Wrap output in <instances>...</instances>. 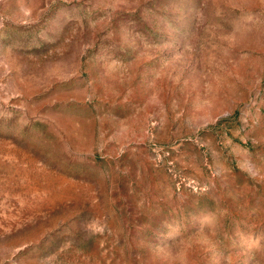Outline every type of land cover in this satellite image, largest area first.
Wrapping results in <instances>:
<instances>
[{
    "label": "rangeland",
    "instance_id": "obj_1",
    "mask_svg": "<svg viewBox=\"0 0 264 264\" xmlns=\"http://www.w3.org/2000/svg\"><path fill=\"white\" fill-rule=\"evenodd\" d=\"M0 264H264V0H0Z\"/></svg>",
    "mask_w": 264,
    "mask_h": 264
}]
</instances>
